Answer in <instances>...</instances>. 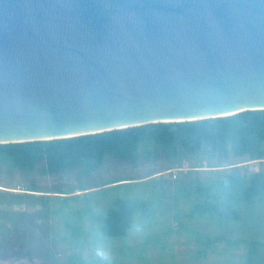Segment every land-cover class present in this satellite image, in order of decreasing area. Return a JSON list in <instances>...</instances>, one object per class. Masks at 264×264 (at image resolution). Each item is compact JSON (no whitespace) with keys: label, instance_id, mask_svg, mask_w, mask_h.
I'll list each match as a JSON object with an SVG mask.
<instances>
[{"label":"water","instance_id":"95a60500","mask_svg":"<svg viewBox=\"0 0 264 264\" xmlns=\"http://www.w3.org/2000/svg\"><path fill=\"white\" fill-rule=\"evenodd\" d=\"M264 109V0H0V144Z\"/></svg>","mask_w":264,"mask_h":264},{"label":"rangeland","instance_id":"374dc122","mask_svg":"<svg viewBox=\"0 0 264 264\" xmlns=\"http://www.w3.org/2000/svg\"><path fill=\"white\" fill-rule=\"evenodd\" d=\"M202 153L163 157L156 163L137 166L106 156L100 169L83 174L80 169L58 175L38 176L0 169V264H70L71 260L89 258L86 251V216L101 225L105 210L117 197L151 199L155 216L139 222L138 232L130 230L123 237H109L115 264H241L246 245L237 248L223 242L204 258H196L198 242L193 234L224 235L264 241V197L255 204L238 203L237 222H220L191 213V206L202 198L195 193L198 185H212L233 165L243 172L264 171V155L250 160L234 156L221 162ZM176 170V177H173ZM130 179V180H126ZM135 182L130 186L112 187ZM34 183L40 192H29ZM79 183L86 190H81ZM89 183L104 184L101 188ZM263 200V201H262ZM77 243V244H75ZM257 261L264 264V247L257 250Z\"/></svg>","mask_w":264,"mask_h":264},{"label":"trees","instance_id":"16d2710c","mask_svg":"<svg viewBox=\"0 0 264 264\" xmlns=\"http://www.w3.org/2000/svg\"><path fill=\"white\" fill-rule=\"evenodd\" d=\"M200 153L218 159V165L211 167L221 166L230 154L248 156L250 160L261 159L264 155V109L193 121L147 123L68 138L3 143L0 144V169L2 165H8L11 172L38 176L62 175L74 169L90 174L102 167L106 156L137 166L145 162L156 163L163 157L174 159ZM122 181L125 180L111 182L112 187L135 183H118ZM103 186L101 183H89L93 188ZM30 187L29 192L42 193L34 183ZM79 187L86 190L80 183ZM195 193L202 199L192 204L193 215L220 222H237L240 215L233 206V200L250 205L261 201L264 197V171L243 172L240 166L233 165L215 178L211 186L198 185ZM104 213L101 226L108 237H123L136 223L135 215L151 221L155 216V205L151 199L117 197ZM193 235L199 244L194 254L196 258H204L215 250L216 243L223 242L232 248L247 246L241 264H261L257 261V250L264 247V241L232 239L220 234ZM70 264L92 262L89 258L78 257Z\"/></svg>","mask_w":264,"mask_h":264},{"label":"clouds","instance_id":"9594fccd","mask_svg":"<svg viewBox=\"0 0 264 264\" xmlns=\"http://www.w3.org/2000/svg\"><path fill=\"white\" fill-rule=\"evenodd\" d=\"M85 229L86 251L92 264H113L110 239L102 226L86 216ZM132 230L136 232L140 230L139 222L132 225Z\"/></svg>","mask_w":264,"mask_h":264},{"label":"built area","instance_id":"2783aa9c","mask_svg":"<svg viewBox=\"0 0 264 264\" xmlns=\"http://www.w3.org/2000/svg\"><path fill=\"white\" fill-rule=\"evenodd\" d=\"M176 170H173L172 172H173V177H176V172H175Z\"/></svg>","mask_w":264,"mask_h":264}]
</instances>
